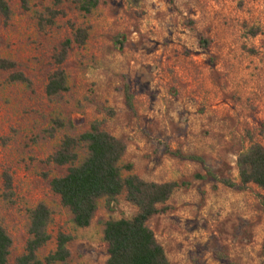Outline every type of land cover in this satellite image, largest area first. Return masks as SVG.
I'll return each mask as SVG.
<instances>
[{
  "label": "rangeland",
  "instance_id": "obj_1",
  "mask_svg": "<svg viewBox=\"0 0 264 264\" xmlns=\"http://www.w3.org/2000/svg\"><path fill=\"white\" fill-rule=\"evenodd\" d=\"M8 1L13 15L0 20V59L17 63L32 83H11L10 72L0 71V223L13 239L10 264L24 253L27 210L40 203L53 222L38 257L56 250L60 233L71 235L65 264H105L103 223L136 215L124 196L113 212L101 200L91 226L78 229L50 189L67 168L47 159L64 136L94 121L126 142L121 166L134 167L123 176L180 185L169 211L148 222L170 264H264V191L226 188L204 179L201 164L166 152L202 157L216 175L238 182V155L252 143L264 146V0H100L90 15L68 0H31L29 11ZM49 10L60 14L41 28L39 15L49 20ZM73 26L89 28V38L62 66L69 92L50 99L53 57ZM251 29L260 33L251 36ZM124 84L134 92L135 112L125 105ZM56 120L67 126L50 137ZM4 173L12 177L10 199Z\"/></svg>",
  "mask_w": 264,
  "mask_h": 264
},
{
  "label": "trees",
  "instance_id": "obj_2",
  "mask_svg": "<svg viewBox=\"0 0 264 264\" xmlns=\"http://www.w3.org/2000/svg\"><path fill=\"white\" fill-rule=\"evenodd\" d=\"M24 11L30 10L31 0H17ZM65 0H55L57 5ZM85 15L92 14L100 5V0H68ZM136 5L139 0H132ZM51 18L46 20L39 15L41 28L45 23L53 24L60 13L49 10ZM13 15L8 0H0V20L8 23ZM72 38L66 39L54 55L53 60L58 67L48 78L46 95L50 99L60 98L69 92V78L62 66L74 46L82 47L89 38V28L72 27ZM260 29H251L250 35L257 36ZM203 43H207L203 41ZM17 63L0 59V71L10 72L9 82L23 83L30 86L31 80L17 71ZM123 93L126 107L135 112V95L129 84H124ZM112 114V113H111ZM56 128L47 131L54 136L57 128H65L64 121H54ZM72 124L69 123V126ZM82 152L84 157L81 159ZM127 152V144L120 138L110 134L103 128L100 121H94L88 131L77 135H66L59 148L47 159V163L59 168H67L66 173L50 181L51 191L59 197L61 205L71 214V222L78 229H86L93 223L101 200H105L106 209L113 212L117 199L124 196L125 200L137 208V213L130 219H109L103 223V239L107 245L108 259L105 264H170L163 246L158 242L155 233L148 222L159 214L169 211L166 205L176 189L177 182L155 183L147 182L137 175L123 176V170L131 172L133 165L121 166ZM181 160L201 164L206 175L204 179L223 185L236 191H246L254 185L264 191V146L252 143L248 149L241 152L236 161L238 182L232 178L219 177L202 157L185 155L180 151L171 152ZM124 168V169H123ZM5 197L10 199L12 192V177L4 173ZM216 188V186H214ZM264 207V196H259ZM29 225L28 239L24 253L16 258L13 264H58L67 263L71 257L68 244L74 240L71 235L60 233L57 237V248L44 261L38 257V252L52 239L49 227L53 222V211L49 206L40 203L27 210ZM13 247V239L0 223V264H10L9 258ZM219 259H228L219 255Z\"/></svg>",
  "mask_w": 264,
  "mask_h": 264
}]
</instances>
